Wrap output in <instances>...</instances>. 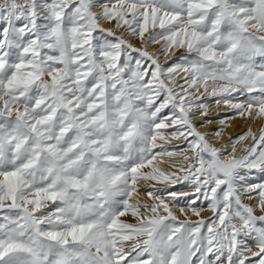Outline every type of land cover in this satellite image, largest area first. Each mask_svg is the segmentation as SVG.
Listing matches in <instances>:
<instances>
[{
	"label": "snow or ice",
	"instance_id": "obj_1",
	"mask_svg": "<svg viewBox=\"0 0 264 264\" xmlns=\"http://www.w3.org/2000/svg\"><path fill=\"white\" fill-rule=\"evenodd\" d=\"M258 120L264 0H0V264H264Z\"/></svg>",
	"mask_w": 264,
	"mask_h": 264
},
{
	"label": "bare ground",
	"instance_id": "obj_2",
	"mask_svg": "<svg viewBox=\"0 0 264 264\" xmlns=\"http://www.w3.org/2000/svg\"><path fill=\"white\" fill-rule=\"evenodd\" d=\"M105 27H110V25H105ZM154 47H157V46H153ZM153 48H150L149 50L152 51ZM223 108V107H221ZM220 108V109H221ZM219 110V109H218ZM215 114V112H213L211 115ZM222 118V117H220ZM219 119V118H218ZM218 123V120L217 121H214L212 127L213 129L215 128V124ZM262 123H264V121H256L254 124H252V128H253V131H255ZM249 124V121H246L244 119H241L239 117H235V118H232L230 123H229V126L228 128L226 129L225 131V138H227V135L229 132L231 133H240L243 129H246L247 126ZM205 130L204 128H201V131ZM243 132V131H242ZM141 186H143V183H141ZM143 195V194H142ZM187 211V209H186ZM209 211V210H208ZM207 213V210H205L203 212V214H206ZM257 213H259V210H257ZM177 214H179L178 210H177ZM260 214V213H259ZM207 215V214H206ZM205 216V215H204Z\"/></svg>",
	"mask_w": 264,
	"mask_h": 264
},
{
	"label": "rangeland",
	"instance_id": "obj_3",
	"mask_svg": "<svg viewBox=\"0 0 264 264\" xmlns=\"http://www.w3.org/2000/svg\"><path fill=\"white\" fill-rule=\"evenodd\" d=\"M179 54V53H178ZM163 62V61H162ZM218 111H221V112H228V114L230 115L231 114V112H230V110H226V109H224V108H221V109H219ZM216 114V113H215ZM215 114H213V116H215ZM222 118H224V117H222ZM245 129H243L242 131H244ZM241 131V132H242ZM240 132V133H241ZM234 134H239V133H234ZM174 170V169H173ZM176 190H181V189H176ZM186 190V189H185ZM207 210V209H206ZM203 214V213H202ZM207 214V215H206ZM206 214H203V215H205V216H209L211 213H210V211H208L207 210V213ZM257 214H259V213H257ZM181 218H183V217H181ZM128 219H131V217H128ZM192 219H196V217L195 216H193L192 217Z\"/></svg>",
	"mask_w": 264,
	"mask_h": 264
}]
</instances>
